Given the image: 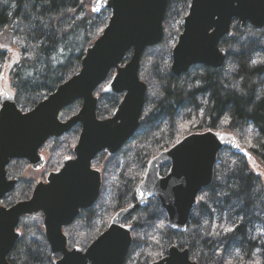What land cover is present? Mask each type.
<instances>
[{
  "label": "trees",
  "instance_id": "obj_1",
  "mask_svg": "<svg viewBox=\"0 0 264 264\" xmlns=\"http://www.w3.org/2000/svg\"><path fill=\"white\" fill-rule=\"evenodd\" d=\"M92 1L0 3V38H8V44L15 48L10 62L8 52L0 50V78L6 71L9 93L22 113L32 110L79 72L86 50L110 18L109 11L94 15ZM189 6L190 0L168 2L163 40L158 46L162 54L155 53L157 47L146 50L138 72L140 81L155 84L159 98L149 101L145 97L139 129L115 157L106 161L101 154L93 162L94 168H101L100 195L95 206L80 214L67 230L70 247L85 248L103 232L112 216L133 201L147 163L190 134L227 131L250 157L264 165V29L255 32L249 25L241 28L233 22L230 36L219 44L226 53L222 69L196 66L186 75L172 78L171 50L182 32ZM247 35L258 36L261 44L250 41ZM130 57L128 53L124 61ZM121 98L101 94L97 98V118L111 117ZM80 105L77 102L63 113ZM79 133L77 126L62 138L46 142L41 151L50 157L45 164L47 172L56 171L60 162L72 156ZM250 165L230 149L218 154L212 183L198 195L183 233L168 228L155 200L133 214L126 222L132 226V244L124 264H150L166 256L173 246L187 249L196 264H264V199L261 181ZM27 167L24 161H13L6 168L7 178L17 184L2 200L3 206L30 198L34 183L20 180ZM20 186L23 190L18 194ZM200 197L203 200L198 203ZM25 219L19 222L21 237L7 262L54 264L59 256L51 255L41 222L24 226ZM203 225L208 226L211 236L202 234ZM234 225L239 226L236 231H226ZM76 233L81 238H73ZM217 253L221 258L214 261L211 257Z\"/></svg>",
  "mask_w": 264,
  "mask_h": 264
},
{
  "label": "water",
  "instance_id": "obj_2",
  "mask_svg": "<svg viewBox=\"0 0 264 264\" xmlns=\"http://www.w3.org/2000/svg\"><path fill=\"white\" fill-rule=\"evenodd\" d=\"M169 0H93L91 12L98 16L110 12L102 34L86 50L79 72L60 85L32 110L22 113L13 96L2 91L0 102V264H9L20 233L22 217L41 214L43 234L51 255L60 257L54 264H124L131 244V229L121 224L134 212L156 198L164 210L168 226L178 232L187 228L198 194L208 188L218 154L230 149L246 160L234 138L217 140L216 132L190 134L155 156L147 165L138 185L144 199H134V208L116 213L107 228L85 251L67 247L63 229L71 226L80 211L93 207L100 190V174L91 162L102 152L115 155L134 138L145 104L147 86L139 79V65L144 52L158 47L163 40V22ZM249 25L255 32L264 29V0H190L182 32L171 52L170 77L186 75L192 67L210 70L223 68L226 53L220 42L230 36L232 23ZM128 53L131 57L123 61ZM123 64V65H122ZM114 73L106 83L108 76ZM103 95L120 96L112 117L97 118L95 91L102 86ZM80 110L67 121L60 115L75 103ZM80 135L73 150L74 158L63 161L60 169L38 183L31 197L10 207L2 200L15 189L6 168L13 161H26L34 171L45 166L40 150L47 141L60 139L74 127ZM238 146V147H237ZM169 166L164 180L156 179ZM264 199V186L262 187ZM115 218V220H114ZM153 264H196L187 250L172 247L167 256Z\"/></svg>",
  "mask_w": 264,
  "mask_h": 264
},
{
  "label": "rangeland",
  "instance_id": "obj_3",
  "mask_svg": "<svg viewBox=\"0 0 264 264\" xmlns=\"http://www.w3.org/2000/svg\"><path fill=\"white\" fill-rule=\"evenodd\" d=\"M246 37H248V39L250 41H253V42H257L259 44H261V42L259 41V37L258 36H254V35H247ZM262 43L264 42V37L261 39ZM9 42V39L8 38H5L4 36H1L0 38V50L2 51H7L8 52V58H7V61L10 62L12 59H13V52L15 51V48H13L11 45L8 44ZM156 48V47H155ZM158 49H156V54H162V49L157 47ZM10 49V51H9ZM172 52V50H171ZM154 53V54H155ZM128 62V61H127ZM126 61L123 62V64H126L127 63ZM122 64V65H123ZM227 74L226 75H229V71L227 70H224ZM113 72L108 76V79L106 81V83L110 80V78L113 76ZM225 78H227V76H225ZM145 83V85L147 86V92H146V99H148L149 101H153V100H157L159 98V95H158V91L156 89V86L154 83H151V81H143ZM104 83L102 86H100L98 88V96H96V98H98L102 93V89L103 87L105 86ZM4 89L8 92L9 91V81L7 79V72L5 71L3 74H2V78L0 79V91H4ZM80 103V102H79ZM81 104V103H80ZM81 107V105H80ZM80 110L75 108V109H72L70 110L68 113H63L60 115L59 119L60 121L62 122H65L67 121L69 118H71L72 116H74L75 114H77V112ZM218 134L222 135V136H230L231 134H229L227 131H219L217 132ZM196 134V133H194ZM236 143H237V139H236ZM238 144V143H237ZM238 146L241 148V149H244V150H247L246 148H243L241 147V145L238 144ZM41 154L44 156L45 158V161H46V164L48 163L50 157L48 156V154L44 151H41ZM253 156V155H252ZM251 156V163L252 165L254 166H251L250 163L248 162V164L252 167H250L252 170L255 171V173L258 175L260 181H261V190H262V187L264 186V165H262L254 156L252 157ZM26 162V161H24ZM27 163V162H26ZM61 163H59V166H58V169L60 168L61 166ZM57 169V170H58ZM56 170V171H57ZM50 172H47L46 171V167L44 166V168H42L41 170L39 171H34L31 169V167L28 165V167L26 168L25 172L22 174V177L20 180H22L23 182H32L34 183V185L36 186L38 183L40 182H45L48 174ZM23 190V187L20 186L19 190H18V194H21ZM1 205H2V202H1ZM3 206V205H2ZM5 207V206H3ZM43 221V217L42 215H35V216H31L29 218H26L25 220L22 221V224L24 226H28L29 224H32V223H39L41 222L42 223ZM42 230V228H40ZM202 234L204 235H207L208 234V226L206 225H203L202 226ZM65 235H67L68 238H70V235L68 234L67 231H65L64 233ZM210 235V234H208ZM211 236V235H210ZM207 237V236H205ZM209 237V236H208ZM73 238L75 239H78V238H81V236L79 234H73ZM87 247V246H86ZM85 247V248H86ZM214 261L215 260H220L221 258V255L220 253H217L215 254L213 257H211Z\"/></svg>",
  "mask_w": 264,
  "mask_h": 264
},
{
  "label": "flooded vegetation",
  "instance_id": "obj_4",
  "mask_svg": "<svg viewBox=\"0 0 264 264\" xmlns=\"http://www.w3.org/2000/svg\"><path fill=\"white\" fill-rule=\"evenodd\" d=\"M1 78H2V76H1ZM0 78V79H1ZM5 90V89H4ZM6 91V90H5ZM2 91H0V93H1ZM120 96H122V95H120ZM123 97V96H122ZM122 99V98H121ZM0 102H1V94H0ZM145 105V104H144ZM144 108V107H143ZM116 110V109H115ZM143 111V110H142ZM114 113V112H113ZM113 115V114H112ZM112 115H111V117H112ZM141 116H142V114H141ZM110 118V117H109ZM106 119H108V118H106ZM104 120V119H103ZM140 121H141V118H140ZM139 126H140V122H139ZM77 127V126H76ZM78 127H80V126H78ZM75 128V127H74ZM79 135H80V133H79ZM79 138V137H78ZM77 142H78V140H77ZM76 145H77V143H76ZM125 145H127V143L125 144ZM124 145V146H125ZM123 146V147H124ZM76 147V146H75ZM74 147V148H75ZM122 147V148H123ZM121 148V149H122ZM121 149L115 154V155H113V156H110L109 154H107L105 151L104 152H102V153H99L95 158H94V160L91 162V169L92 170H95V171H98L99 172V174H100V190H99V195H100V191H101V168H94V166H93V162L95 161V159L99 156V155H101V154H104L107 158H106V161H107V159H111V158H113V157H115L120 151H121ZM74 150V149H73ZM73 150H72V156H70V157H67V158H71V159H73L74 158V154H73ZM168 150V149H167ZM40 154H41V150H40ZM42 155V154H41ZM157 156V155H156ZM67 158H65V159H67ZM64 159V160H65ZM153 159V158H152ZM63 160V161H64ZM63 161H62V163H63ZM248 162H250V158H249V160H247ZM150 162V161H149ZM148 162V163H149ZM62 163H61V165H62ZM148 163H147V165H148ZM250 164H251V162H250ZM252 165V164H251ZM252 166H254V165H252ZM61 167V166H60ZM60 169V168H59ZM58 169V170H59ZM146 169H147V166H146ZM169 169H170V167L169 166H167V167H164L163 169H161L160 170V173H159V176H163V177H165L166 175H167V173H168V171H169ZM57 170V171H58ZM54 172H56V171H54ZM163 172V173H162ZM145 173H146V170H145ZM145 173H144V176H145ZM144 176H143V178H144ZM143 178H142V180H143ZM142 180H141V182H142ZM140 182V183H141ZM139 183V184H140ZM138 187V186H137ZM137 189V188H136ZM207 189V188H206ZM203 190H205V189H203ZM202 190V191H203ZM136 191V190H135ZM201 191V192H202ZM262 191V190H261ZM200 192V193H201ZM199 193V194H200ZM32 194V193H31ZM198 194V195H199ZM99 195H98V197H97V200H98V198H99ZM31 197V196H30ZM134 197H135V193H134ZM198 197V196H197ZM97 200H96V202H97ZM153 200H155L157 203H158V205H159V202H158V200L156 199V198H153V199H151V200H149L148 202H147V204H146V206L143 208V209H140V210H138V211H142V210H144L146 207H147V205L149 204V202H151V201H153ZM96 202H95V204H96ZM134 203V199H133V201L129 204V205H132ZM95 204L93 205V207L95 206ZM129 205L127 206V207H125V208H122V209H120V210H118L116 213H118L119 211H121V210H124V209H126V208H128L129 207ZM197 206V199H196V205L194 206V208ZM93 207H91L90 209H88V210H86V211H80V213H79V215L80 214H82V213H85V212H87V211H90ZM159 207H160V205H159ZM194 208H193V210H194ZM160 209L163 211V213H164V215H165V218H166V224H167V226H168V223H167V217H166V214H165V212H164V210L160 207ZM193 210H192V212H193ZM138 211H136V212H138ZM136 212H134L133 214H135ZM192 212H191V214H190V216L192 215ZM115 213V214H116ZM114 214V215H115ZM133 214H131L126 220H124L123 222H122V224L121 225H123L124 227H129L130 229H131V233H130V237H131V244H132V226L131 225H127L126 224V222H127V220L133 215ZM37 215H41V214H37ZM79 215H78V217H79ZM113 215V216H114ZM35 216V215H34ZM112 216V217H113ZM77 217V218H78ZM22 218H29V217H22ZM21 218V219H22ZM77 218L75 219V221L77 220ZM20 219V220H21ZM112 219V218H111ZM111 219H110V221H111ZM75 221L71 224V226H69V227H67V228H64L63 229V233H65V231H67L68 229H70L71 227H73V225H74V223H75ZM110 221H109V223H110ZM189 221H190V217H189ZM20 222V221H19ZM109 223H108V225H107V228H108V226H109ZM188 224H189V222H188ZM19 225V224H18ZM41 225H42V223H41ZM188 226V225H187ZM107 228L104 230V231H106L107 230ZM168 228L169 229H171V230H173V231H176V230H174V229H172V228H170L169 226H168ZM42 229H43V227H42ZM187 229V228H186ZM17 231H18V228H17ZM103 231V232H104ZM186 231V230H185ZM184 231V232H185ZM19 233H20V231H18ZM103 232H101V233H98V235L87 245V247L93 242V241H95ZM178 232V231H177ZM179 233H183V232H179ZM21 234V233H20ZM65 235V234H64ZM66 236V238H67V247H68V249L69 250H71V249H73V248H79V249H81L82 251H85L86 250V248H82V247H79V246H74V247H70L69 246V244H68V237H67V235H65ZM20 237H21V235H20ZM20 239V238H19ZM46 240V239H45ZM18 242V241H17ZM47 243V242H46ZM131 244H130V247H131ZM130 247H129V250H130ZM173 247H175V246H173ZM172 248V247H171ZM175 248H177V249H179L178 247H175ZM170 249V248H169ZM168 249V250H169ZM128 250V251H129ZM180 251H182V250H187V249H179ZM188 251V250H187ZM168 253V252H167ZM127 255H128V253H127ZM127 255H126V257H127ZM188 255H189V253H188ZM58 256V255H57ZM167 256V255H166ZM166 256H164L163 258H161V259H159V260H156V261H153V262H151L150 264H153V263H155V262H158V261H161L162 259H164ZM59 259H60V257H59ZM58 259V260H59ZM126 259V258H125ZM189 260H190V257H189ZM191 261V260H190ZM125 262V261H124ZM192 262V261H191Z\"/></svg>",
  "mask_w": 264,
  "mask_h": 264
},
{
  "label": "snow or ice",
  "instance_id": "obj_5",
  "mask_svg": "<svg viewBox=\"0 0 264 264\" xmlns=\"http://www.w3.org/2000/svg\"><path fill=\"white\" fill-rule=\"evenodd\" d=\"M7 2H8V0H0V3H5V4H6ZM9 51H10V49H9ZM253 63H255V62H253ZM145 115H147V113H146ZM217 140L223 142L224 137H222V136H220L219 134H217ZM176 143H177V144H180V143H182V142L179 141V140H177ZM174 146H175V145H174ZM237 147H238V146H237ZM243 154H244L245 157L251 158V157H250V154H249V152H248L247 150H243ZM233 163H235V162H233ZM156 179L164 180L165 177H163V176H158V177H156ZM134 199L143 200V199H144V192H143V191L138 192L137 195L134 197ZM202 200H203V197H200L199 200H198V203H199V201H202ZM134 207H135V205H129V208H134ZM123 211H128V209H124ZM119 215H120V213L117 214V216H119ZM114 220H115V218H114ZM121 227H124V226L121 225ZM238 227H239L238 225H234V226L228 228L226 231H227V232H234V231L237 230ZM128 230H129V229H128L127 227H125V231H128ZM261 234L264 235V233H261Z\"/></svg>",
  "mask_w": 264,
  "mask_h": 264
}]
</instances>
